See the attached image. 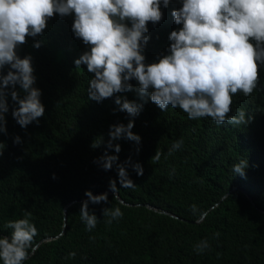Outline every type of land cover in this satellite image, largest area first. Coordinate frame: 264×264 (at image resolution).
<instances>
[{"label": "trees", "instance_id": "obj_1", "mask_svg": "<svg viewBox=\"0 0 264 264\" xmlns=\"http://www.w3.org/2000/svg\"><path fill=\"white\" fill-rule=\"evenodd\" d=\"M179 7V0L161 5V21L148 23L146 64L167 53L168 35L180 27L171 11ZM72 20L54 16L42 36L28 37L18 49L21 58L32 56L45 112L38 125L21 128L11 115L17 105L8 97L7 134H0L6 145L0 155V236L11 234L9 220L30 212L38 229L33 247L38 245L23 264H264V65L253 94L232 98L230 114L243 109L252 116L247 125L190 120L182 110L169 105L162 111L150 100L132 117L114 111V97L88 99L93 74L74 64L86 46L74 37ZM36 42H42L39 48ZM117 95L140 102L135 91ZM129 120L140 143L121 138L113 141L119 153L107 149L136 184L121 188L115 165L105 171L94 163L105 145L91 144L101 136L107 142L110 125ZM16 136L21 143L13 142ZM177 139L183 145L169 155ZM156 151L162 153L158 163L151 160ZM241 160L247 161L244 176L233 172ZM136 163L143 175L133 169ZM110 180L117 181L115 199ZM86 190L108 194L107 204H89L98 218L91 231L79 215ZM105 207H120L123 217L107 223ZM202 239L210 247L198 254L195 245Z\"/></svg>", "mask_w": 264, "mask_h": 264}, {"label": "clouds", "instance_id": "obj_2", "mask_svg": "<svg viewBox=\"0 0 264 264\" xmlns=\"http://www.w3.org/2000/svg\"><path fill=\"white\" fill-rule=\"evenodd\" d=\"M172 0H0V134H7L6 117L8 97L17 105L11 115L21 128H26L44 115L41 90L34 87L32 56L21 58L18 49L27 38L42 36L47 22L54 16H72L71 31L86 46L74 61L76 67L86 66L93 74L87 90L88 99L101 102L114 97L117 109L129 116L138 115L150 100L162 111L180 109L190 120L211 118L216 125H247L243 109L231 115L233 96L253 94L259 84V67L264 65V0H179L180 7L171 11L174 24L180 26L168 35L166 54L156 62L145 63L144 50L149 40L148 23L157 24ZM42 42L34 43L39 48ZM5 69L7 71L5 72ZM136 81V87L130 82ZM19 87V91L17 90ZM135 91L139 99L130 101L119 93ZM127 125H110L109 139L97 137L93 149L105 145V152L94 163L107 171L116 166L121 188H135L124 165L117 163V155L107 149L121 151L114 140L121 138L140 143V136ZM15 144L21 143L19 136ZM182 139L173 142L172 151L179 150ZM6 145L0 141V155ZM137 152L139 149L137 148ZM162 153L151 158L158 163ZM127 163V161L125 162ZM137 175H143L139 163L132 165ZM247 161L233 165L234 174L244 176ZM55 178V177H53ZM117 181H109L114 193ZM87 199L80 205L79 215L87 231L96 228L98 218L89 204L108 203L107 192L94 195L84 193ZM195 207V206H193ZM107 223L123 217L120 207L102 208ZM25 212L23 218L9 220V236H0V264H23L34 254V238L38 229ZM216 237L219 233L214 234ZM210 247L207 239L195 245L202 254ZM74 257L75 253H70Z\"/></svg>", "mask_w": 264, "mask_h": 264}, {"label": "water", "instance_id": "obj_3", "mask_svg": "<svg viewBox=\"0 0 264 264\" xmlns=\"http://www.w3.org/2000/svg\"><path fill=\"white\" fill-rule=\"evenodd\" d=\"M225 197H226V196H225ZM225 197H224V198H225ZM224 198H223V199H224ZM119 199H120V198H119ZM120 201H121V202H124L122 199H120ZM73 203H74V202H73ZM73 203H71V204H73ZM71 204H70V205H71ZM67 208H68V206H67ZM67 208L65 209V212H64V214H66V213H67ZM205 216H206V214L203 216V218H204ZM199 221H200V220H198V221H192V222H199ZM37 245H38V244H37ZM37 245H35V246H34V248H36V247H37Z\"/></svg>", "mask_w": 264, "mask_h": 264}]
</instances>
